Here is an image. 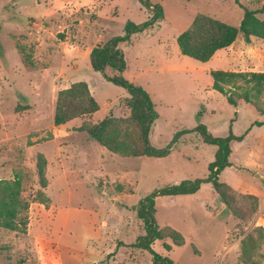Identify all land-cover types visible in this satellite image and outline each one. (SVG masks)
I'll return each instance as SVG.
<instances>
[{
  "label": "rangeland",
  "instance_id": "374dc122",
  "mask_svg": "<svg viewBox=\"0 0 264 264\" xmlns=\"http://www.w3.org/2000/svg\"><path fill=\"white\" fill-rule=\"evenodd\" d=\"M149 1L161 7L162 19L118 47L121 76L148 94L157 115L150 145L162 148L189 131L163 158L120 157L78 130L82 122L128 116L126 92L90 69L88 52L95 39L122 36L126 22L146 21L148 11L135 0H0V181L19 182L17 226L0 228V264H152L133 246L143 234L134 207L155 191L206 177L216 147L193 130L199 125L213 137L241 136L230 141V166L218 180L241 195H264V126L253 125L264 122V88L260 113L240 100L230 106L209 77L216 70L264 73V41L245 42L238 33L204 63L181 56L175 43L197 14L237 26L243 9L258 10L264 0ZM255 16L264 21V10ZM71 66L78 74L69 77ZM73 82L86 84L98 110L54 126L56 94ZM245 87L240 79L224 86L235 94ZM236 203L241 222L208 184L190 196H157L153 217L162 239L152 249L172 264H264V241L251 233L258 212L251 218L250 202ZM253 235L254 247L245 240Z\"/></svg>",
  "mask_w": 264,
  "mask_h": 264
},
{
  "label": "trees",
  "instance_id": "16d2710c",
  "mask_svg": "<svg viewBox=\"0 0 264 264\" xmlns=\"http://www.w3.org/2000/svg\"><path fill=\"white\" fill-rule=\"evenodd\" d=\"M135 1L150 13L148 19L138 25L126 22L122 36H115L104 43L95 45L88 54L90 69L98 72L105 81L122 88L126 92L124 104L128 108V116L125 118L107 116L94 124L82 122L78 130L84 132L88 138L108 152L120 157L163 158L169 154L175 139L180 134L189 131L176 132L170 142L162 148H155L148 141L150 130L157 115L148 94L139 86L133 85L121 76L125 69V61L118 45L127 43L132 34L141 32L161 20L162 9L159 5L150 3L149 0ZM263 10L264 6L258 10L243 9L242 17L237 26L220 22L205 15H195L190 25L175 38L179 54L204 63L218 50L228 48L234 42L238 33L243 36L245 42L249 41L250 36L264 41V21L257 19L255 16L256 13H261ZM106 69L113 72V74L107 76L105 74ZM209 77L211 89L222 95L230 106L235 107L236 100H240L262 113V110L256 104V99L264 88V73H231L216 70L210 71ZM234 79L242 80L247 86L238 94L233 93L230 88H224ZM97 110L98 105L89 94L86 84L76 82L57 92L52 123L54 126L63 125L74 118L91 115ZM253 125L264 126V122H255ZM193 130L200 134L203 142L216 147L213 160L207 164L208 174L206 177L184 180L155 191L139 200L134 207L135 216L141 222L143 234L136 238L133 246L147 253L152 264H172L167 257L161 256L152 249V244L162 239L160 229L153 217L154 199L157 196H189L196 193L202 184H208L229 213L239 222L242 221V215L238 211L239 205L236 200L250 202L251 218H254L258 212V200L254 195L236 193L218 180L219 173L230 166L228 161L230 141H239L241 136H235L228 131L223 138L213 137L207 133L202 125L195 127ZM44 165L43 158L38 155L36 170L41 187H45ZM18 192L19 182L17 180L11 183L0 181V228L4 230L12 231L17 226L14 224V220L18 214ZM251 233L256 234L260 241H264V230L260 226H254ZM168 237L175 246L181 245L177 233L171 232ZM175 238H178V241ZM255 238L251 241L248 236L245 240L252 244L253 241L256 242ZM164 249L168 250L169 247L165 245Z\"/></svg>",
  "mask_w": 264,
  "mask_h": 264
},
{
  "label": "crops",
  "instance_id": "0c3cea01",
  "mask_svg": "<svg viewBox=\"0 0 264 264\" xmlns=\"http://www.w3.org/2000/svg\"><path fill=\"white\" fill-rule=\"evenodd\" d=\"M252 36H250L249 38H251ZM252 38H254V37H252ZM95 42H99V44H101V43H103L101 40L99 41V40H96L95 39ZM83 49H84V47H83ZM91 49V48H90ZM90 51V50H89ZM88 54H89V52H88ZM71 68V72H70V75H69V77H71V76H74L75 74H78V71L76 70V68L75 67H70ZM262 72H264V70L262 71ZM69 77H66L65 79H64V81L65 82H68L69 81ZM71 83V82H70ZM74 83V82H73ZM89 88V87H88ZM97 121H99V120H97ZM97 121H95V122H97ZM250 194H252V195H254L256 198H257V200H258V205H259V209H258V213H257V215H256V217H255V224L257 225V226H260L263 230H264V195H260V194H258V193H250ZM190 196V195H189Z\"/></svg>",
  "mask_w": 264,
  "mask_h": 264
}]
</instances>
